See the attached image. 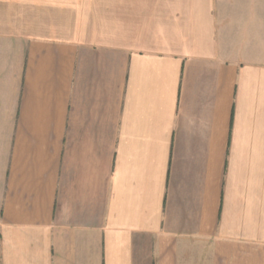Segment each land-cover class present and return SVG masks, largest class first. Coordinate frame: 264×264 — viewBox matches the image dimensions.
<instances>
[{
  "label": "crops",
  "instance_id": "0c3cea01",
  "mask_svg": "<svg viewBox=\"0 0 264 264\" xmlns=\"http://www.w3.org/2000/svg\"><path fill=\"white\" fill-rule=\"evenodd\" d=\"M0 264H264V0H0Z\"/></svg>",
  "mask_w": 264,
  "mask_h": 264
},
{
  "label": "rangeland",
  "instance_id": "374dc122",
  "mask_svg": "<svg viewBox=\"0 0 264 264\" xmlns=\"http://www.w3.org/2000/svg\"><path fill=\"white\" fill-rule=\"evenodd\" d=\"M75 2H76V0H75Z\"/></svg>",
  "mask_w": 264,
  "mask_h": 264
}]
</instances>
